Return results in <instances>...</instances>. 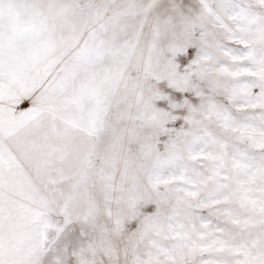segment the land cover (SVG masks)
Listing matches in <instances>:
<instances>
[{"label":"snow or ice","instance_id":"obj_1","mask_svg":"<svg viewBox=\"0 0 264 264\" xmlns=\"http://www.w3.org/2000/svg\"><path fill=\"white\" fill-rule=\"evenodd\" d=\"M0 264H264V0H0Z\"/></svg>","mask_w":264,"mask_h":264}]
</instances>
